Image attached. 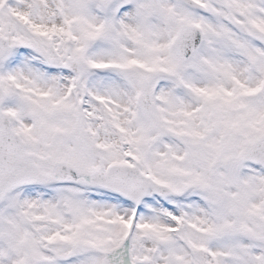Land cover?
<instances>
[{"label":"snow or ice","instance_id":"snow-or-ice-1","mask_svg":"<svg viewBox=\"0 0 264 264\" xmlns=\"http://www.w3.org/2000/svg\"><path fill=\"white\" fill-rule=\"evenodd\" d=\"M0 264H264V0H0Z\"/></svg>","mask_w":264,"mask_h":264}]
</instances>
